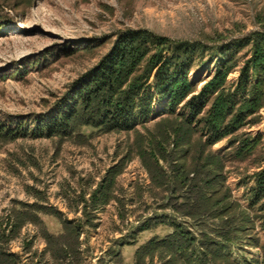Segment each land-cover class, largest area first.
Instances as JSON below:
<instances>
[{"label": "trees", "instance_id": "obj_1", "mask_svg": "<svg viewBox=\"0 0 264 264\" xmlns=\"http://www.w3.org/2000/svg\"><path fill=\"white\" fill-rule=\"evenodd\" d=\"M244 48H249L248 58L230 81ZM109 49L42 115L0 114V142L58 137L85 143L98 134L138 132L133 148L141 155L151 187L166 194L159 207L163 211L141 219L131 234L134 239L121 244L162 230L135 248L131 263L112 250L116 264H264V166L240 181V201L226 173L229 163L252 157L261 139L244 129L262 119L264 30L216 45L128 31ZM206 63L215 64L197 90L201 80L195 71ZM152 120L156 127L150 132ZM139 127L148 135L139 133ZM224 140L222 149H213ZM101 188L94 197L105 203L108 189ZM10 210L13 220L0 217V264H21L9 244L27 222L39 224V213L47 211L37 203H17ZM79 235L78 229L64 226L55 237L63 246L54 252L74 250ZM45 236L55 240L46 231Z\"/></svg>", "mask_w": 264, "mask_h": 264}, {"label": "rangeland", "instance_id": "obj_2", "mask_svg": "<svg viewBox=\"0 0 264 264\" xmlns=\"http://www.w3.org/2000/svg\"><path fill=\"white\" fill-rule=\"evenodd\" d=\"M139 30L173 42L216 45L263 31L264 0H0V114L42 115L97 65L121 33ZM248 49L238 55L228 80L236 78ZM214 64L195 71L201 80L197 90ZM259 115L258 124L244 129L261 136L253 156L226 167L239 201L244 191L240 181L264 166V106ZM155 120L147 125L150 132ZM137 130L148 135L141 127ZM137 135L109 132L85 143L58 137L0 142V217L13 220L10 209L17 203H37L47 211L39 213V224L27 222L9 244L21 264H116L112 250L131 263L135 248L162 230L121 244L134 239L131 234L141 219L163 211L159 207L166 194L151 187L141 155L133 148ZM226 144L221 141L213 149ZM100 188L108 189L105 203L94 197ZM68 225L79 230V244L54 252L63 246L55 237ZM45 231L55 240H48Z\"/></svg>", "mask_w": 264, "mask_h": 264}]
</instances>
